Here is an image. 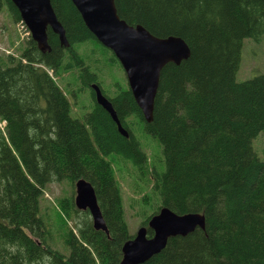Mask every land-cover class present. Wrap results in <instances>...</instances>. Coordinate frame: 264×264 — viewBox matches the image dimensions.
Wrapping results in <instances>:
<instances>
[{
  "label": "trees",
  "instance_id": "obj_1",
  "mask_svg": "<svg viewBox=\"0 0 264 264\" xmlns=\"http://www.w3.org/2000/svg\"><path fill=\"white\" fill-rule=\"evenodd\" d=\"M50 2L69 46L48 28L49 51L40 52L29 36L17 58L0 53V264L45 258L49 264H119L133 236L108 156L139 173L149 170L147 181L159 198L151 215L167 207L204 217L203 227L168 238L141 264H264V159L252 148L264 130V73L236 81L243 39L259 42L264 35V0H115L129 25L157 37L178 36L190 49L187 59L162 68L150 122L127 86L116 81L107 96L84 63L78 49L91 44L122 70L73 3ZM3 9L21 20L11 0H0ZM71 69L93 102L83 120L71 115L70 98L47 71ZM91 84L110 101L128 137L95 102ZM148 137L161 147L160 163L149 166L141 143ZM80 178L94 189L107 233L93 229L88 211L68 200L66 216L72 208L84 218L76 234L66 233L64 256L46 245L39 202L51 182L73 185Z\"/></svg>",
  "mask_w": 264,
  "mask_h": 264
},
{
  "label": "water",
  "instance_id": "obj_2",
  "mask_svg": "<svg viewBox=\"0 0 264 264\" xmlns=\"http://www.w3.org/2000/svg\"><path fill=\"white\" fill-rule=\"evenodd\" d=\"M79 12L85 26L95 39L109 49L120 63L128 88L146 122L152 120L154 98L157 92L162 68L167 63L179 64L190 55L186 42L178 36L157 37L141 25H129L117 13L115 0H70ZM19 16L29 30L31 39L42 53L50 50L47 29L58 36L59 43L68 47L65 30L57 19L50 0H11ZM95 102L109 114L117 131L128 137L110 101L96 84H91ZM74 204L79 210H87L92 227L107 233V228L98 206L94 189L85 179L75 184ZM203 214L187 212L176 214L167 207H161L141 226L122 248L119 264H141L159 253L168 238L185 236L196 227H203ZM151 229L152 236L146 231Z\"/></svg>",
  "mask_w": 264,
  "mask_h": 264
},
{
  "label": "rangeland",
  "instance_id": "obj_3",
  "mask_svg": "<svg viewBox=\"0 0 264 264\" xmlns=\"http://www.w3.org/2000/svg\"><path fill=\"white\" fill-rule=\"evenodd\" d=\"M28 38V30L21 24V21H13L10 14L3 9L0 13V53L17 58ZM98 49L100 48L93 45L91 50V44H88L85 47L81 46L78 51L84 63L99 78L105 94L111 96L116 81H120L124 87L127 86L126 77L122 70L107 62L106 52L100 53ZM47 71L70 98L71 115L83 120V115L92 108L93 102L82 87L76 70H65L61 73ZM260 73H264V35L259 42L251 38H244L236 81L240 82ZM4 125L3 122H0V129H3ZM139 125L140 123H138ZM141 143L147 158V166L151 164L152 160H159L158 163H160L161 147L158 141L148 137L142 138ZM252 148L259 158L264 159V130L252 140ZM107 159L111 164L119 188L128 231L133 235L146 217L157 209L159 198L151 189V182L147 181L149 170L145 169L143 173H139L130 164L124 165L115 156H108ZM74 195V184L72 185L69 180L65 179L48 184L39 202L40 215L47 232L46 245L64 256L69 254V248L65 242L66 233L71 228L76 234L77 226L84 218L82 213L77 214L73 212L72 208L68 209V217L63 211L62 206L67 205L68 200H73ZM73 208H75L74 205ZM40 264H49V259H43Z\"/></svg>",
  "mask_w": 264,
  "mask_h": 264
},
{
  "label": "bare ground",
  "instance_id": "obj_4",
  "mask_svg": "<svg viewBox=\"0 0 264 264\" xmlns=\"http://www.w3.org/2000/svg\"><path fill=\"white\" fill-rule=\"evenodd\" d=\"M53 72V71H52Z\"/></svg>",
  "mask_w": 264,
  "mask_h": 264
}]
</instances>
